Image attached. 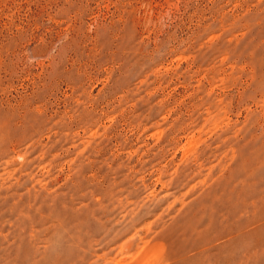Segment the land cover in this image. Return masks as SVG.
I'll return each mask as SVG.
<instances>
[{
    "label": "rangeland",
    "instance_id": "374dc122",
    "mask_svg": "<svg viewBox=\"0 0 264 264\" xmlns=\"http://www.w3.org/2000/svg\"><path fill=\"white\" fill-rule=\"evenodd\" d=\"M0 264H264V0H0Z\"/></svg>",
    "mask_w": 264,
    "mask_h": 264
}]
</instances>
